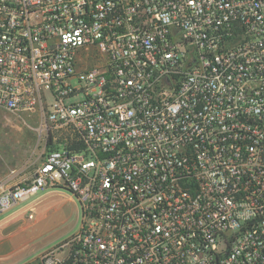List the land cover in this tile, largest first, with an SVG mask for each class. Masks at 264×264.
Listing matches in <instances>:
<instances>
[{
  "label": "built area",
  "instance_id": "obj_1",
  "mask_svg": "<svg viewBox=\"0 0 264 264\" xmlns=\"http://www.w3.org/2000/svg\"><path fill=\"white\" fill-rule=\"evenodd\" d=\"M0 108L44 146L0 213L81 206L40 264H264V0H0Z\"/></svg>",
  "mask_w": 264,
  "mask_h": 264
},
{
  "label": "rangeland",
  "instance_id": "obj_2",
  "mask_svg": "<svg viewBox=\"0 0 264 264\" xmlns=\"http://www.w3.org/2000/svg\"><path fill=\"white\" fill-rule=\"evenodd\" d=\"M44 155L36 117L0 108V185L29 177ZM68 189L38 192L14 207L0 232V257L8 264H40L41 254L79 230L81 206ZM37 202V203H36ZM36 203V217L24 209Z\"/></svg>",
  "mask_w": 264,
  "mask_h": 264
},
{
  "label": "crops",
  "instance_id": "obj_3",
  "mask_svg": "<svg viewBox=\"0 0 264 264\" xmlns=\"http://www.w3.org/2000/svg\"><path fill=\"white\" fill-rule=\"evenodd\" d=\"M71 200H74L73 197L70 196ZM13 212H7V213H0V232H6V229L9 227L8 223L6 222L8 215H11ZM0 264H8L6 260H2L0 257Z\"/></svg>",
  "mask_w": 264,
  "mask_h": 264
}]
</instances>
